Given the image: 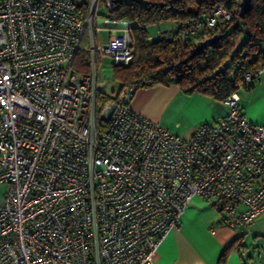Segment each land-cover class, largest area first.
I'll return each mask as SVG.
<instances>
[{
  "label": "built area",
  "instance_id": "built-area-1",
  "mask_svg": "<svg viewBox=\"0 0 264 264\" xmlns=\"http://www.w3.org/2000/svg\"><path fill=\"white\" fill-rule=\"evenodd\" d=\"M116 7L0 0V264H154L196 197L236 230L264 215V123L237 92L188 138L133 111L134 85L97 112L98 62L123 66L135 54L129 22L107 15ZM204 15L208 28L230 19L223 6Z\"/></svg>",
  "mask_w": 264,
  "mask_h": 264
},
{
  "label": "trees",
  "instance_id": "trees-1",
  "mask_svg": "<svg viewBox=\"0 0 264 264\" xmlns=\"http://www.w3.org/2000/svg\"><path fill=\"white\" fill-rule=\"evenodd\" d=\"M116 1L117 7L107 15L129 22L135 54L129 64L113 65L114 74L120 80V90L113 98L98 91L97 112L107 101L118 99L127 85H134L135 93L138 88L177 84L185 93L199 92L221 101L241 88L250 90L255 80L246 82L245 73L264 68V0H250L243 17L238 14L241 0ZM217 6L226 8L230 19L219 18L208 28L204 14ZM171 21L178 22L175 31L156 39L148 36L147 25ZM195 21L201 26L192 34H182ZM213 35H218L217 43L183 61L195 45ZM243 36L245 41L236 48ZM75 68L81 73L88 71V55L84 47L78 52ZM229 249L230 246L223 250L220 264Z\"/></svg>",
  "mask_w": 264,
  "mask_h": 264
},
{
  "label": "crops",
  "instance_id": "crops-1",
  "mask_svg": "<svg viewBox=\"0 0 264 264\" xmlns=\"http://www.w3.org/2000/svg\"><path fill=\"white\" fill-rule=\"evenodd\" d=\"M177 27L176 21L161 22L147 25L146 31L156 39ZM103 28L107 30L100 37L106 41L111 26ZM237 93L247 117L264 123V68L250 90L239 89ZM129 105L137 114L184 138L192 136L202 120H213L227 110L220 100L199 92L185 93L177 84L138 88ZM235 231L223 223L216 209L194 200L184 211L179 226L162 239L154 264H220L221 254L228 246L230 249L222 264H258L245 239L236 241L242 234ZM258 235L255 232L254 237Z\"/></svg>",
  "mask_w": 264,
  "mask_h": 264
},
{
  "label": "rangeland",
  "instance_id": "rangeland-1",
  "mask_svg": "<svg viewBox=\"0 0 264 264\" xmlns=\"http://www.w3.org/2000/svg\"><path fill=\"white\" fill-rule=\"evenodd\" d=\"M74 1L76 3H81L86 0ZM100 30L102 31V33L99 34L100 36H103L106 33L105 31L107 29L100 28ZM120 87V80L114 74V67L111 64L110 59L108 57L102 58L97 65V90L113 98L120 90ZM241 89L244 90L243 88ZM203 121L206 120H202L201 122ZM207 121H212V119H209ZM6 188V185L0 184V200L3 197ZM194 200L202 201L204 203H207V205L211 206L209 201H206L199 197L194 198L192 201ZM212 208L215 209L214 207ZM235 232L237 234L243 235V239H245V242L249 245V249L252 251L257 263L264 264V215H261L260 219ZM255 232H259V235L257 237H254Z\"/></svg>",
  "mask_w": 264,
  "mask_h": 264
},
{
  "label": "water",
  "instance_id": "water-1",
  "mask_svg": "<svg viewBox=\"0 0 264 264\" xmlns=\"http://www.w3.org/2000/svg\"><path fill=\"white\" fill-rule=\"evenodd\" d=\"M249 3H250V0H241L239 2V13L238 14L240 17H243L245 15V12L247 11V9L249 7ZM245 39L246 38L243 36L238 41L236 48L241 47V45L243 44ZM218 40H219L218 35H213L211 37L205 38L204 40L200 41L197 45H195L194 49L191 51V53L188 55V57L185 58L183 61L192 58L195 54L200 52L203 48L214 45L215 43H217ZM225 65H227V63Z\"/></svg>",
  "mask_w": 264,
  "mask_h": 264
}]
</instances>
